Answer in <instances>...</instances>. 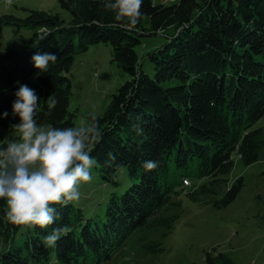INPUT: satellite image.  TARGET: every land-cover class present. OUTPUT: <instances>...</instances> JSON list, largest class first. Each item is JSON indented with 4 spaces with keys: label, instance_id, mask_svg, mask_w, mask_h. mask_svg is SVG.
I'll list each match as a JSON object with an SVG mask.
<instances>
[{
    "label": "trees",
    "instance_id": "trees-1",
    "mask_svg": "<svg viewBox=\"0 0 264 264\" xmlns=\"http://www.w3.org/2000/svg\"><path fill=\"white\" fill-rule=\"evenodd\" d=\"M56 2L68 12L67 22L47 11L27 10L23 18L0 15L4 26L33 30L23 49L0 51V117L9 114L0 118V128L11 130L20 123L12 116V104L21 85L39 97L40 125L74 127L66 73L76 55L109 44L110 62L128 79L100 116H85L87 124L98 122L102 133L99 142L89 145L95 160L90 174L94 169L99 183L114 184L122 165L135 181L108 196L99 222L84 219L69 202L52 206L60 218L46 229L13 225L6 200H0V242L6 247L0 264H49L50 253L58 264H102L130 237L144 252L157 255L181 214L180 196L222 209L243 187L241 177L225 185L231 155L243 166L258 159L263 133L251 127L264 115V0H177L170 5L143 0L142 16L130 29L103 7L106 0ZM156 34L164 40L145 54L152 66L148 76L137 64L135 49L140 38ZM44 53L57 61L40 72L32 57ZM3 145L0 134V149ZM145 161L159 166L146 170ZM191 180L201 183L191 185ZM65 225L68 230L55 246H45L44 237ZM204 261L234 264L215 248L204 253Z\"/></svg>",
    "mask_w": 264,
    "mask_h": 264
},
{
    "label": "rangeland",
    "instance_id": "rangeland-1",
    "mask_svg": "<svg viewBox=\"0 0 264 264\" xmlns=\"http://www.w3.org/2000/svg\"><path fill=\"white\" fill-rule=\"evenodd\" d=\"M151 2L153 5H170L177 0ZM27 10L57 13L64 22L69 20L68 12L61 9L56 0H13L11 5L0 0V15L13 14L14 17L23 18ZM32 32L0 23V51L9 47L23 49ZM166 32L170 33L171 30ZM163 40V34L143 36L135 49L137 64L148 76H152V66L145 59V54L158 48ZM66 77L71 91L68 111H75L72 118L74 127H79L81 121L87 123L85 116H100L110 96L128 79L110 62L109 44L93 45L86 52L76 55ZM167 84H171V81ZM258 128L262 129L263 144L257 161L243 166L235 154L231 155L233 166L225 176V185L229 187L236 178L241 177L243 187L229 205L216 210L210 204L193 203L180 196L181 214L173 222L169 234L162 239L161 253L147 254L135 238L130 237L118 254L102 264H206L204 253L212 248L227 254L234 264H264V115L251 127L252 130ZM0 134L3 148L8 140L18 139L10 129L0 128ZM91 177L89 182L79 185L80 199L70 203L80 209L84 219L99 222L103 219L108 196L111 193L120 194L135 180L128 178L124 167L116 170L114 184L99 183L94 169ZM200 183L191 180V185ZM211 198L215 200L218 196ZM19 239L17 233L14 242L19 243ZM4 249L5 245L0 242V252ZM49 264H58L51 253Z\"/></svg>",
    "mask_w": 264,
    "mask_h": 264
},
{
    "label": "clouds",
    "instance_id": "clouds-1",
    "mask_svg": "<svg viewBox=\"0 0 264 264\" xmlns=\"http://www.w3.org/2000/svg\"><path fill=\"white\" fill-rule=\"evenodd\" d=\"M5 2L11 5L13 0ZM142 3L143 0H106L103 7L114 11L121 27L130 29L142 16ZM32 60L36 69L47 72L57 57L44 53L34 55ZM15 96L12 116H18L20 123L10 128L18 139L8 140L7 146L0 149V200H6L7 219L13 225L46 229L60 218L53 205L80 199L79 185L91 180L90 169L95 165L94 158L89 155V145L99 142L102 133L94 119L90 124L81 121L79 127L40 125L36 119L39 97L35 91L21 85ZM8 115L4 112L0 118ZM137 130L138 134L142 131ZM158 166L157 161L143 164L146 170ZM67 230L66 225L53 228L43 243L55 246Z\"/></svg>",
    "mask_w": 264,
    "mask_h": 264
},
{
    "label": "built area",
    "instance_id": "built-area-1",
    "mask_svg": "<svg viewBox=\"0 0 264 264\" xmlns=\"http://www.w3.org/2000/svg\"><path fill=\"white\" fill-rule=\"evenodd\" d=\"M183 187H189V182H182Z\"/></svg>",
    "mask_w": 264,
    "mask_h": 264
},
{
    "label": "bare ground",
    "instance_id": "bare-ground-1",
    "mask_svg": "<svg viewBox=\"0 0 264 264\" xmlns=\"http://www.w3.org/2000/svg\"><path fill=\"white\" fill-rule=\"evenodd\" d=\"M182 182H188V181L182 180Z\"/></svg>",
    "mask_w": 264,
    "mask_h": 264
}]
</instances>
